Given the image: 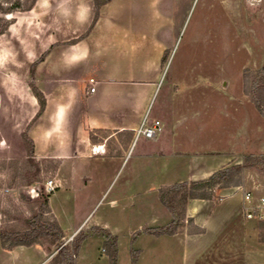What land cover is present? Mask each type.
I'll use <instances>...</instances> for the list:
<instances>
[{"label":"rangeland","instance_id":"rangeland-1","mask_svg":"<svg viewBox=\"0 0 264 264\" xmlns=\"http://www.w3.org/2000/svg\"><path fill=\"white\" fill-rule=\"evenodd\" d=\"M0 2L13 9L0 13L7 28L13 22L11 31L0 38V60L5 56L4 61H12L13 70L25 75L30 86L35 85L34 69L25 61L34 43L38 41L42 51L49 42L75 44L90 32L96 15H116L113 54L122 69L147 73L152 61L161 56L159 68L146 78L158 82L147 115L160 120L163 130L155 138H137L130 149L125 146L119 154L125 156L122 164L103 154L89 160L92 184H79L81 191L66 206L73 219L92 200L98 202L88 227L80 228L89 236L83 256L79 252L74 264H109L105 228L117 238L118 264H132V249L137 251V264H264V211L261 217H253L255 225L242 226L246 217L243 192L264 196V167L245 170L240 185L212 190L205 198L219 203L225 195L241 197L237 216L220 243L210 244L199 235L202 229L187 216V207L174 234L162 236L144 229L171 222L147 226L152 215L171 214L158 200L155 189L164 175L159 165L145 162L148 150L162 153L173 147L185 153L211 154L228 160L229 166L241 163L247 154L264 155V117L251 93L254 79L264 68V0H109L99 7L95 0ZM0 70L5 69L0 66ZM130 89L140 102L141 93L133 86ZM55 166L25 158L0 159L1 231L22 232L31 226L29 221L38 217L44 199L48 208L43 210L42 221L56 219L48 200L53 191H45ZM130 180L135 189L128 191ZM30 189L34 193H27ZM116 197L121 201L114 206L111 200ZM75 218L71 223L76 225ZM103 221L108 225L101 226ZM111 229L122 235L120 249ZM130 231L132 241L125 236ZM152 234L162 238L153 241L148 236ZM183 234L194 245L190 252L181 247ZM74 236L65 243L70 244ZM97 236L104 238L102 244ZM199 247L200 251L193 250ZM57 251L47 241L9 249L0 239V264H50Z\"/></svg>","mask_w":264,"mask_h":264},{"label":"crops","instance_id":"crops-1","mask_svg":"<svg viewBox=\"0 0 264 264\" xmlns=\"http://www.w3.org/2000/svg\"><path fill=\"white\" fill-rule=\"evenodd\" d=\"M115 16L99 15L86 37L75 44L56 45L55 42H49L42 51L36 41L34 48L27 52L29 57L25 61L26 65L33 67V80L46 101L41 113L40 102L27 77L13 70L15 66L10 60L4 61L5 56L0 60L1 69H5L0 70V159L25 158L38 165L56 164L51 177L56 189L48 200L50 212L64 231L65 242L80 228L88 227L87 220L98 203L97 199L92 200L84 212L74 215L73 219L76 217L78 223H71L73 219L70 216L73 213H70L71 210L67 214L66 206L81 191L79 184L86 187L92 184L89 160L103 154L123 163L125 156L119 154L125 146L130 149L135 143L136 129L147 115L157 88L158 82L146 77L148 74L152 77L159 68L161 56L152 61L147 73L124 70L116 62L113 52L117 47L112 38L115 31L112 20L116 19ZM12 23L0 34V38L11 31ZM92 78L96 89L90 93L88 88ZM132 86L141 93L140 102L129 91ZM24 134L33 142L31 159ZM172 148L162 153L150 149L144 154L145 162L151 166L153 163L159 165L164 175V180L155 189L160 203L161 186L208 178L214 171L230 165L228 160L217 158L216 155L185 153ZM133 185L131 180L127 183L128 191L135 189ZM226 189L216 187L213 190L216 193V190ZM226 196L219 203L205 198L188 201L187 216L202 229L199 235L206 236L210 244L222 241V233L232 225L237 216L238 204L242 201L238 193ZM120 201L118 197L111 200L114 206ZM67 215L68 218L65 217ZM171 220V214L152 215L147 226H162ZM242 220V226H249L250 223L255 225L253 222H257L254 218L244 216ZM100 224L103 227L108 225L107 221ZM111 230L118 237L120 249L122 235L116 229ZM132 235L133 231L125 234L129 241H132ZM148 236L156 241L163 235ZM98 238L102 244L104 238ZM180 239L183 250L190 252L194 245L188 237L183 234ZM85 241L80 250L81 256ZM193 250L197 252L201 248Z\"/></svg>","mask_w":264,"mask_h":264},{"label":"trees","instance_id":"trees-1","mask_svg":"<svg viewBox=\"0 0 264 264\" xmlns=\"http://www.w3.org/2000/svg\"><path fill=\"white\" fill-rule=\"evenodd\" d=\"M109 0L98 1L95 0L97 7L106 3ZM13 9L11 7L6 8L0 2V13H9ZM95 19H98L96 15ZM7 29L4 17L0 18V34ZM32 90L40 102V113L45 108V97L42 92L31 85ZM251 93L254 96V101L260 113L264 117V68L260 71L259 75L254 79ZM24 140L28 146V152L30 159L33 155L34 146L32 140L24 134ZM264 167V155L247 154L243 157L241 163H237L231 166H226L214 171L208 178L194 180V181H182L173 184L161 186L159 189V199L161 203L172 214V220L164 227L148 228L144 229L147 232L162 235V234H174L178 227L185 219L186 207L188 201L194 198H209L214 188H225L229 186H236L241 184L242 174L245 170ZM48 208V202L44 199L41 211L37 218L31 219L29 227L24 231H10L0 230V239L2 245L9 249L18 245L43 244L44 242H50L57 246L58 251L52 257L50 264H74L75 259L79 255L82 242L89 236L88 233L79 230L72 239V242L65 243L64 231L56 219L51 221H42L43 210ZM191 221V219H188ZM105 234L107 235L106 246L108 247L109 264H118V248L117 238L112 232L105 228ZM137 251L132 249V264H137Z\"/></svg>","mask_w":264,"mask_h":264},{"label":"built area","instance_id":"built-area-1","mask_svg":"<svg viewBox=\"0 0 264 264\" xmlns=\"http://www.w3.org/2000/svg\"><path fill=\"white\" fill-rule=\"evenodd\" d=\"M88 92L92 93L95 91V80L92 78L89 81ZM163 130V124L158 119L150 120L148 115H146L141 122L140 126L136 129V138H155L161 134ZM55 190V185L53 179L49 180L45 184V191L50 193ZM243 207L247 218H253L257 215L260 217L263 215L264 211V196L256 197L252 191L243 192Z\"/></svg>","mask_w":264,"mask_h":264},{"label":"water","instance_id":"water-1","mask_svg":"<svg viewBox=\"0 0 264 264\" xmlns=\"http://www.w3.org/2000/svg\"><path fill=\"white\" fill-rule=\"evenodd\" d=\"M27 193L29 194L34 193V189H30Z\"/></svg>","mask_w":264,"mask_h":264},{"label":"bare ground","instance_id":"bare-ground-1","mask_svg":"<svg viewBox=\"0 0 264 264\" xmlns=\"http://www.w3.org/2000/svg\"><path fill=\"white\" fill-rule=\"evenodd\" d=\"M100 151V150H99Z\"/></svg>","mask_w":264,"mask_h":264}]
</instances>
